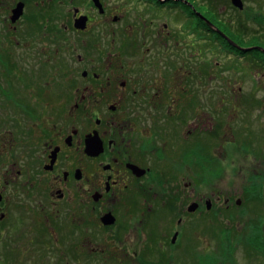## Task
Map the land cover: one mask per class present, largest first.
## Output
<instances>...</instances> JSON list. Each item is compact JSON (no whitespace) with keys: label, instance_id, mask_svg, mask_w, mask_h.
I'll list each match as a JSON object with an SVG mask.
<instances>
[{"label":"flooded vegetation","instance_id":"af4514ba","mask_svg":"<svg viewBox=\"0 0 264 264\" xmlns=\"http://www.w3.org/2000/svg\"><path fill=\"white\" fill-rule=\"evenodd\" d=\"M133 1L166 21L139 13L128 22L133 9L104 0L102 9L93 0H0V246L10 259L19 249L26 262L36 237L31 225L2 227L10 210L39 218L54 244L63 231L89 264H167L188 246L190 219L235 198L205 193L207 156L216 171L228 143L219 110L209 119L202 70L192 85L171 27L194 39L199 57L206 45H243L208 0ZM118 24L129 33L118 35Z\"/></svg>","mask_w":264,"mask_h":264},{"label":"rangeland","instance_id":"374dc122","mask_svg":"<svg viewBox=\"0 0 264 264\" xmlns=\"http://www.w3.org/2000/svg\"><path fill=\"white\" fill-rule=\"evenodd\" d=\"M104 2L106 5L116 4L124 11L128 10L127 8L133 9L128 10L131 17L128 22L130 20L138 22L136 15L140 14L147 21L152 20L157 23L166 21L165 17L161 18L159 14L140 13L139 8L135 9L133 0H124V2L123 0H104ZM122 2L123 6H121ZM243 2L247 9L238 13L231 11L229 0H208V3L215 6V8L211 6L209 8L217 9L218 18L228 23L229 27L235 30L236 36L247 40L245 43L241 42V39L238 40L243 43V48H239V51L251 52L255 46L256 48L261 47L259 50L261 54L257 56L264 58V40L259 39L261 33L264 34V0H243ZM174 17L173 15L175 22ZM236 20L246 22L248 25L242 28L236 26ZM121 25H113L112 28L117 32L122 30L118 35L128 34L129 28L127 26L123 28ZM171 30L174 31L172 37L174 45L178 44L183 49L182 54L188 62V67L193 71L192 85L198 84V72L202 70V75H204L202 79L206 89L204 98L209 101L208 107L212 109L209 119L213 122L212 117L218 109L221 117L222 141L228 143L219 152L222 165L216 171L209 168L213 165L208 164L209 161L211 163L212 154L207 156L205 193L210 196L212 190L218 189L224 194L232 191L236 195L229 209L223 202L217 203L214 210L215 215L190 219L188 248L185 247L183 252L177 251L175 253L178 254L177 261L167 264H179L178 257L180 258L181 252L183 259L186 258L187 261L184 264H264V247L255 249L249 244L250 239H254L259 245H264L263 64L254 57L247 55L248 57L243 56L244 58L238 59L236 56L221 52L218 47L214 50L213 46L209 45H206L199 57L195 54L197 51L189 46L194 41L193 38H189L187 34L182 35L179 25L173 24ZM95 31L96 27H94ZM251 34L258 38L252 43L250 38H245L246 35ZM131 41L133 42V39ZM251 44L254 46L251 47ZM176 78L177 75L174 74L173 81ZM206 139V145H211L212 141L208 135ZM236 201H241V205H236ZM35 221L41 222L37 218L31 223L20 208L8 212L2 227H11L14 234L28 232L27 230L34 228L32 233L36 237L32 244L28 243V259H24L26 262L22 261L23 256L19 249H16L17 256L10 259L7 256L11 253L6 255V249L0 246V264H89V252L76 251L63 231L60 230L57 233V238H54L57 244H54L53 241H48L49 232L45 228L42 229L40 225H36ZM146 253L149 252L146 251ZM165 263L166 261L163 264Z\"/></svg>","mask_w":264,"mask_h":264},{"label":"trees","instance_id":"16d2710c","mask_svg":"<svg viewBox=\"0 0 264 264\" xmlns=\"http://www.w3.org/2000/svg\"><path fill=\"white\" fill-rule=\"evenodd\" d=\"M231 35L233 36V37H236V38H238V40H240L241 38H239L238 36H236L234 33H231ZM242 41L241 42H243V43H245L246 42V40L245 39H241ZM256 41V40H255ZM243 43H241V45H243ZM222 45L224 46V49L226 50L227 48H228V45L224 42V41H222ZM245 46V45H244ZM231 52H229V51H227L228 53H233V54H235V55H237V56H239V57H243V56H246V57H248V56H250L251 57V54H253L254 56V58H255V60H258L259 62H261L262 64H263V67H264V58H261L260 56H257V54H261V52H259V51H257L256 49L254 50L253 49V51H251V52H241V51H239V50H234L233 51V49L231 48ZM248 55V56H247ZM256 55V56H255ZM260 66H262L261 64H260ZM249 244L251 245V246H253L255 249H260L261 247H264V245H259V243H256V241L254 240V239H250V241H249Z\"/></svg>","mask_w":264,"mask_h":264},{"label":"water","instance_id":"95a60500","mask_svg":"<svg viewBox=\"0 0 264 264\" xmlns=\"http://www.w3.org/2000/svg\"><path fill=\"white\" fill-rule=\"evenodd\" d=\"M94 1V3L96 4V6L98 7V8H100V9H102V5H101V3H100V1L99 0H93ZM232 3L235 5V6H237V7H239L240 9H243V2H242V0H232ZM77 28H83V26L81 25H77ZM0 200H1V196H0ZM196 209V205H192L191 207H190V211L191 212H193L194 210Z\"/></svg>","mask_w":264,"mask_h":264}]
</instances>
